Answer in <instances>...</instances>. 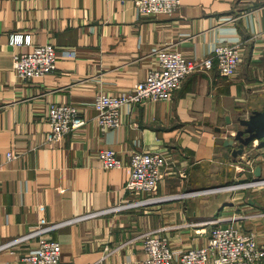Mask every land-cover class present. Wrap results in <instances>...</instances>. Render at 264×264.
<instances>
[{
    "label": "crops",
    "instance_id": "1",
    "mask_svg": "<svg viewBox=\"0 0 264 264\" xmlns=\"http://www.w3.org/2000/svg\"><path fill=\"white\" fill-rule=\"evenodd\" d=\"M17 35L32 43L13 44ZM49 42L56 70L17 77L14 55ZM219 42L244 47L235 77L216 67L190 74L171 99L124 107L119 128L98 124L96 95L145 80L159 50L200 60ZM52 102L78 107L86 124L48 143ZM263 107L264 0H181L160 16L139 15L134 0H0V264H27L41 236L18 239L50 226L43 236L60 242V264H146V233L167 238L178 257L217 224L254 230L264 245V183L244 186L264 180V140L237 157L225 145L237 118ZM103 149L122 167L105 169ZM135 151L167 158L154 194L163 200L136 204L147 195L126 190Z\"/></svg>",
    "mask_w": 264,
    "mask_h": 264
},
{
    "label": "built area",
    "instance_id": "2",
    "mask_svg": "<svg viewBox=\"0 0 264 264\" xmlns=\"http://www.w3.org/2000/svg\"><path fill=\"white\" fill-rule=\"evenodd\" d=\"M134 6L139 15H171L181 6V0H134ZM12 42L16 45L31 44L32 37L28 35L25 38L24 35H17L13 37ZM243 49V45L239 43L219 42L213 47L210 55L200 60L187 59L178 51L161 49L158 51L157 68L150 70L145 80L138 82L127 91L110 94L101 92L96 95L94 100V107L98 112L96 120L104 129L119 128L124 107H133L144 101L169 100L182 86L185 78L193 73L209 72L216 67L222 76L235 77L242 63ZM63 55L74 57L76 52L66 51ZM57 60L56 47L49 42L34 45L32 51L16 53L13 58V67L17 77L28 81L55 71ZM48 122L51 127L46 134L48 143L58 142L86 124L78 107L55 102L49 105ZM7 157L11 159L13 153L8 152ZM99 160L105 169L122 167V162L113 149L101 150ZM168 164L162 152H133L130 159L131 175L125 188L131 192L141 191L147 195L146 199L136 204H148L164 199L154 194L157 193ZM254 184L257 183L250 182L247 186ZM128 207L131 205L123 204L108 210L118 211ZM55 227L41 228L18 239L41 236L37 249L24 257L25 263L60 264V242L43 236L45 232ZM144 249L146 264H174L175 261L181 264H262L264 261V245L259 242L256 231L244 230L235 223L227 226L215 225L203 247L189 249L178 257L171 250L167 238L151 233L144 235Z\"/></svg>",
    "mask_w": 264,
    "mask_h": 264
},
{
    "label": "water",
    "instance_id": "3",
    "mask_svg": "<svg viewBox=\"0 0 264 264\" xmlns=\"http://www.w3.org/2000/svg\"><path fill=\"white\" fill-rule=\"evenodd\" d=\"M228 123H231L227 117ZM237 130L231 138L226 139L225 145L233 147L232 155L237 157L243 155L247 148L256 141L264 139V107L261 110H254L248 117L239 116L237 118ZM216 131L221 129L216 127ZM261 166H257L254 170L255 175L261 176ZM252 183H264V180L257 179Z\"/></svg>",
    "mask_w": 264,
    "mask_h": 264
},
{
    "label": "rangeland",
    "instance_id": "4",
    "mask_svg": "<svg viewBox=\"0 0 264 264\" xmlns=\"http://www.w3.org/2000/svg\"><path fill=\"white\" fill-rule=\"evenodd\" d=\"M244 186H247V185H244ZM224 188H230V186H229V187H226V186H225Z\"/></svg>",
    "mask_w": 264,
    "mask_h": 264
},
{
    "label": "trees",
    "instance_id": "5",
    "mask_svg": "<svg viewBox=\"0 0 264 264\" xmlns=\"http://www.w3.org/2000/svg\"><path fill=\"white\" fill-rule=\"evenodd\" d=\"M264 140V139H263ZM252 146V144L250 145V147Z\"/></svg>",
    "mask_w": 264,
    "mask_h": 264
}]
</instances>
